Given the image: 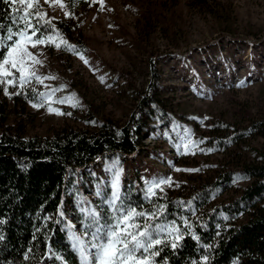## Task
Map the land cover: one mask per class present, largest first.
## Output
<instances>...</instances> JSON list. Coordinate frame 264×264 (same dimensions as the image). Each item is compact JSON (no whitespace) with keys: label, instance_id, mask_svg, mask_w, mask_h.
<instances>
[{"label":"rangeland","instance_id":"1","mask_svg":"<svg viewBox=\"0 0 264 264\" xmlns=\"http://www.w3.org/2000/svg\"><path fill=\"white\" fill-rule=\"evenodd\" d=\"M43 8L49 16L76 28L85 44L82 52L88 64L62 49L33 50L43 53L40 73L57 78L44 84L66 86L54 94L51 107L71 115L49 113L47 103L33 108L23 95L9 98L0 86V129L11 127L32 135L61 125L88 128L83 120L86 103L97 117L123 123L147 85L156 83V95L174 113L175 121H183L174 122L170 143L158 126L141 140L143 162L130 155L100 158L97 167L89 169L90 175L109 181L107 168L118 158L122 184L130 190L140 189L138 182L144 187L142 178L170 176L173 186L165 187L164 192L183 195L217 171L238 168L241 153L236 145H225V152H201L199 149H209L205 141L193 149L195 154L181 155L175 137L177 126L191 130L194 139L210 133L228 134L264 110V0H103V10L99 0H78L71 8L73 18H65L58 6ZM100 77H104L103 83ZM242 81L243 86H238ZM31 87L48 90L35 83ZM72 94L79 100L77 107L54 102ZM239 141L248 146L264 145L255 135ZM150 148L155 151L149 153ZM175 168L199 171L177 172ZM133 170L138 172V180ZM95 185L90 183L75 197V215L67 224L79 229L80 199L100 203ZM234 192L233 187L214 200H224ZM66 236L68 239L67 228Z\"/></svg>","mask_w":264,"mask_h":264},{"label":"trees","instance_id":"2","mask_svg":"<svg viewBox=\"0 0 264 264\" xmlns=\"http://www.w3.org/2000/svg\"><path fill=\"white\" fill-rule=\"evenodd\" d=\"M7 7L0 4V9ZM55 22L67 41L83 51L85 44L80 32L61 20ZM154 85H147L123 123L97 117L88 111L86 103L83 120L88 128L61 125L47 133L32 135L11 127L0 129V264H38L49 245L62 253L69 264H79L65 226L68 218L72 220L75 215V197L89 188L90 183L98 182L89 169L96 168L100 158L112 156L130 155L143 162L141 140L160 126L164 139L170 143L174 122H183L174 120V113L156 95ZM249 135L264 140V110L246 118L228 134L210 133L202 138L205 147L217 151L225 152L227 144L238 146L241 158L237 169L217 171L183 195L164 192L166 198L157 200L168 204L170 213L189 219L201 243L213 246L209 264H264V145L240 144L239 139ZM154 151L149 149V153ZM133 172L138 180V172ZM138 186L140 189L132 191L123 185L134 202L151 207L143 200L140 182ZM233 187V196L214 200ZM181 201L185 202V208L188 201H193L195 214L182 209ZM61 209L65 213L63 220L59 215ZM202 254L197 241L188 236L176 253L165 249L161 255L167 256L170 264H189ZM26 255L30 259L26 260ZM45 264L59 262L47 260Z\"/></svg>","mask_w":264,"mask_h":264},{"label":"snow or ice","instance_id":"3","mask_svg":"<svg viewBox=\"0 0 264 264\" xmlns=\"http://www.w3.org/2000/svg\"><path fill=\"white\" fill-rule=\"evenodd\" d=\"M77 2L78 0H42V3L41 0H0V4L8 6L6 10L0 9V86L3 87L6 96L11 98L14 95H23L33 108L45 107L47 103L49 113L71 115L51 107L54 94L66 86L50 88L44 84L46 80L57 78L40 73V68L44 67V60L40 58L43 53L33 50L48 46L63 48L78 55L85 64H88L83 52L64 37L55 22L56 18L49 16L43 8V5L53 9L58 6L63 10L65 18H73L71 8ZM92 2L96 3L97 0ZM99 3L103 10V0H99ZM100 80L103 83L104 77H100ZM33 83L48 90L30 88ZM243 83L242 81L238 86H243ZM54 102L70 103L72 107L79 106L75 94ZM177 129L179 134L175 139L178 154H195L193 149L205 143L203 139H194L191 130L181 126H177ZM199 150L211 152L213 149ZM174 170L199 171L179 168ZM107 171L111 179L98 180L95 185V196L99 198L100 203L94 204L87 199H80L78 207L82 219L79 229L72 223L66 225L70 247L77 255L79 264H170L168 257L161 254L165 249H171L176 253L183 247V242L188 236L197 241L203 253L199 260L191 259L189 264H209L213 246L207 242L201 243V237L193 231L189 219L183 215L170 213L168 204L157 202L166 198L165 187L173 186L170 176L142 178L143 200L151 206L146 207L143 202H134L130 193L124 190L123 169L118 158L110 163ZM179 204L185 211H192L193 215L195 214L193 201H188L186 208L185 202L181 201ZM59 215L62 220L65 218L62 209ZM25 259L30 257L26 255ZM47 260L69 264L66 257L54 251L51 245L38 264H45Z\"/></svg>","mask_w":264,"mask_h":264}]
</instances>
